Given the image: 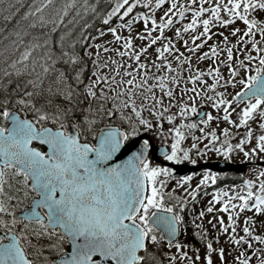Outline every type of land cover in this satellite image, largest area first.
Returning <instances> with one entry per match:
<instances>
[{"label": "snow or ice", "instance_id": "snow-or-ice-1", "mask_svg": "<svg viewBox=\"0 0 264 264\" xmlns=\"http://www.w3.org/2000/svg\"><path fill=\"white\" fill-rule=\"evenodd\" d=\"M97 7L0 0V264H264V163L193 208L203 253L184 210L228 173L168 163L264 162V0Z\"/></svg>", "mask_w": 264, "mask_h": 264}, {"label": "flooded vegetation", "instance_id": "flooded-vegetation-1", "mask_svg": "<svg viewBox=\"0 0 264 264\" xmlns=\"http://www.w3.org/2000/svg\"><path fill=\"white\" fill-rule=\"evenodd\" d=\"M152 141L155 144H161L160 142H156L154 138H153ZM150 156H152L151 153H150ZM152 159L155 160L153 156H152ZM220 160H225V159L222 158V157H220V156H217V155H210V156H207L206 159H200L199 162H198V164L199 163H204V162H210V161L211 162L212 161H220ZM228 161L245 162L246 163V168H245V170L243 172H239L236 169H231V170H229V169H226V170H218V169H214V168H211V167H208V166L202 167V168H208L211 171H215V172H225V173H228V175L218 177V179H217V181H216L215 184H209L206 187L205 186H201L202 187V193L199 194L200 195V199L197 201L196 204L192 205L191 207H187L184 210L185 220L187 221V224H186V227H187L186 240H187V242L190 245L191 244H196L200 248V251L201 252L204 250L203 245L200 244L199 239L197 237H195V235H194L196 231L201 230V229H198L196 227V225H202L203 228H207L210 236L215 235L214 230L210 227V225L208 223V217L213 216L214 213H212V212H205V216H204L203 220H201L196 215V211H199V210H201L202 208H204L206 206L207 202L210 200L211 195L214 194L213 191H212V189L214 187H223V186L231 185L233 183L239 184L240 183L239 174L242 173L243 175L250 176L249 175V173H250L249 172V169L250 168L258 167V166H260L262 164L261 161L258 158H256L254 160V162L246 161V160H239V159H235L234 157H232V159L231 160H228ZM172 163L176 164L175 162H172ZM184 163H187V162H184ZM184 163H181V164H184ZM181 164H176V165H181ZM170 166H172V165H170ZM175 168H176L177 172L180 175L185 174L187 171H193L195 173H200V171L202 169V168H200L197 171L196 170H193V169H188L185 172H181L180 169H178L177 167H175ZM196 182H197V180L195 178L193 179V181H191V183H193V184H195ZM190 200H191V198H190ZM214 206L215 207H218V204L217 205H214ZM193 208H195L196 211H193ZM219 215L225 216V219H226V214L225 213L220 212ZM193 221L195 223H193ZM218 227H219V225L217 223V228ZM184 238H185V233H184V231L182 229L181 230V239H184ZM213 243H214V247L217 246V244H216L215 241Z\"/></svg>", "mask_w": 264, "mask_h": 264}, {"label": "water", "instance_id": "water-1", "mask_svg": "<svg viewBox=\"0 0 264 264\" xmlns=\"http://www.w3.org/2000/svg\"><path fill=\"white\" fill-rule=\"evenodd\" d=\"M200 111H206V108L204 106H201L200 109H198V112ZM193 118L198 119L199 116L198 114H196ZM150 135V133H149ZM36 143H40L39 141H36ZM153 144V148L155 149V154L152 153V156L154 157L155 160H163V157L160 156V144L159 145H155L154 142L152 141ZM165 147H167V145H165ZM120 158V157H118ZM170 165L177 167L178 169H180L181 172H185L188 169H193V170H199L200 168L204 167V166H208L214 169H218V170H226V169H236L239 172H243L246 168V163L245 162H232V161H228V160H220V161H210V162H204V163H199L197 165H191L189 163H184L181 165H176L172 162H168ZM264 163V162H261Z\"/></svg>", "mask_w": 264, "mask_h": 264}, {"label": "rangeland", "instance_id": "rangeland-1", "mask_svg": "<svg viewBox=\"0 0 264 264\" xmlns=\"http://www.w3.org/2000/svg\"><path fill=\"white\" fill-rule=\"evenodd\" d=\"M237 23H239V21H237ZM221 30L223 31V30H225V29L222 28ZM109 35H110V34H105V35H104L103 37H101L100 39H108V38H109ZM166 35H167V33H166ZM229 39L232 40V39H235V37H230ZM113 47H116V45L113 44ZM202 50H203V48H201V51H202ZM149 52L152 53V49H151V48L149 49ZM152 54H154V53H152ZM142 58H143V57H142ZM169 58H171V57H169ZM193 62L195 63V57H194V59H193ZM207 63H208V61H201L200 64L197 65V66H199V67H204V66H206ZM229 90H231V89H229ZM201 106H205L206 109L208 110V106H207V105H201ZM213 112H214V114H215V110H213ZM194 115H195V114H193V116H194ZM213 123H215V121H213ZM221 123H223V121H221ZM233 131L235 132V131H237V130H236V129H233ZM241 131H242V130H241ZM154 139H155L156 142H160V143H161L160 138H158V137H154ZM233 142H235V138H233ZM210 155H217V154L214 153V152H211V153H209L207 156H210ZM232 157H234L235 159L244 160L243 157H242V154H241V153H234ZM257 158H258V157H257ZM258 159H259V158H258ZM249 175L252 176L253 173L250 172ZM246 214H247V213H246ZM241 219H242V218H241ZM256 220H257V225H256V227H257V231H264V228H261V227H260L261 217H260L259 215L256 216ZM197 221H198V220H197ZM219 245L224 247V251H225V254H226V259H228V260H233V256H235L236 253L233 252L232 255H227L231 246L225 242V240H224V236H223V235L220 237ZM203 251H204V250H203ZM203 251H202L201 253H203ZM213 258H214V260L216 259V255H215V253H213ZM233 264H235V261H234V260H233Z\"/></svg>", "mask_w": 264, "mask_h": 264}, {"label": "trees", "instance_id": "trees-1", "mask_svg": "<svg viewBox=\"0 0 264 264\" xmlns=\"http://www.w3.org/2000/svg\"><path fill=\"white\" fill-rule=\"evenodd\" d=\"M28 0H21L22 5L26 6L27 5ZM87 2L89 4H97L98 7L96 9V11H100L104 5L108 2V0H87ZM79 3L82 5L84 3V0H79ZM72 12H75V9L71 10ZM94 15V13H92L91 10H89L88 14H84L83 12H81V17L83 18L84 22H87V20L91 19L92 16ZM8 24L9 27L12 26L11 22H6L3 20L2 17H0V27H4L5 24ZM107 24H104V22L102 20L96 21L95 22V27L96 28H101V27H107ZM92 35H95V32H92Z\"/></svg>", "mask_w": 264, "mask_h": 264}]
</instances>
